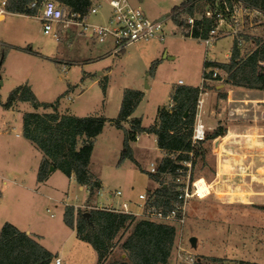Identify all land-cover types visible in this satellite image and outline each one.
Returning <instances> with one entry per match:
<instances>
[{
	"label": "rangeland",
	"instance_id": "rangeland-1",
	"mask_svg": "<svg viewBox=\"0 0 264 264\" xmlns=\"http://www.w3.org/2000/svg\"><path fill=\"white\" fill-rule=\"evenodd\" d=\"M138 2L149 15L166 18L168 31L175 28L176 24L168 16L170 10L181 3L180 0H142ZM196 6L200 9L203 5L197 3ZM102 8L107 16L108 5H103ZM39 16V9H34L29 14L8 13L0 21V53H4L2 73H0L1 80L4 82L1 85L2 96H5L7 88L10 90L28 82L38 91L41 98L53 99L62 92L60 90L65 88L68 80L80 81L81 68L85 62L83 59L89 56L88 50L83 48L78 40L80 38L70 39L73 42L68 45L67 33L66 30L64 31L69 28L68 31L73 32V28L77 26L71 25L63 28L59 25L56 40L51 34L42 33ZM96 16L91 15L88 21H97H93ZM183 16L185 15L182 14L179 18ZM236 16L238 27L244 31L242 32L244 39L239 46L241 56L244 57L255 47L252 39L245 38L246 36L251 37L246 33L253 31L264 36V21L256 14H242L241 11H237ZM251 24L255 29L248 31L247 28ZM79 36L89 39L87 34ZM232 43L231 36L217 39L208 51L207 58H212L218 63L227 62L229 56L226 58V55L230 53ZM16 46L22 49H15ZM163 47H166L168 52L166 58L160 57ZM9 48L15 50L9 51ZM23 48L31 49L34 53L25 51ZM125 50L129 57H126L124 62H117L109 75L111 100L113 96L116 98L122 88L136 84L135 80L139 77L142 86H149L146 99L139 108L145 113L147 123L153 122L154 104L167 103L170 89L178 85L179 78L195 84L199 83L202 77L203 44L192 38L181 37L178 33L168 35L163 42L141 41L128 46ZM149 53H153L154 57L146 65L143 57ZM158 57L163 60V65L156 69ZM72 60H75L74 63H69ZM217 71L216 77L207 82L211 84V92H214V95H220L221 91L230 87L226 79L227 73L221 69ZM91 82L92 80L88 78L80 86L83 93L79 96L77 103L81 106L85 102L95 103L98 95L100 97L102 95L100 86L91 84ZM216 84L222 85L219 90L217 89L218 91L214 88ZM246 93L249 98L259 96L257 89L249 88ZM217 104L218 101L214 96L209 101L204 114V121L207 125L214 127L213 132L218 131L224 134L230 128L228 122L253 124L252 121H255L250 114H245L242 118H225L224 124H217L215 113L209 111ZM39 113H44V111ZM208 131L206 130V135ZM111 138L112 146H115L117 142L121 145L120 131L113 133ZM142 140L148 147L145 150L136 149L135 158L139 163L129 159L125 162L123 159L121 163H118L119 159H113L112 146L107 151L105 145L98 144L92 170L102 185L100 188L93 187L90 192H87V199L84 200L85 192L78 190L77 184L71 181L66 193L55 192L56 202L54 199L46 200V198L40 202L37 201L35 215L30 207H34V202L27 196L23 198V191H20L17 193L19 204L16 215L20 218L31 217L33 224L42 230L45 243L54 251L58 250L60 243L65 241L69 233L62 228L61 225L64 222L58 214V209L62 204L68 206L66 203L83 201L78 207L72 205L79 212L94 208L101 209L99 206L106 208L107 203L115 199L114 193L117 189L121 190L123 195L127 193L137 195L147 189L149 165L154 162L159 166L161 159L158 161V157L161 156V151L155 145L152 136L143 137ZM202 146L204 150H199L194 143L193 147L197 153L193 152L192 156V177L198 179L195 187L199 196H194L187 201L186 222L180 231L177 229L175 231L167 264H182L180 253L181 255L186 253L194 255L200 261L199 264H207L214 260L223 264H264V150L252 148L240 142L235 150L229 152L224 150L221 154H217L212 149V140L206 138ZM2 152L3 146L0 145V154ZM102 156H104L103 161H101ZM53 170L56 169L53 167L50 172ZM160 176L159 182L171 183L169 173ZM55 177L57 186L66 188L67 178L61 172ZM86 190L89 191L87 188ZM46 208L49 210L46 211ZM50 213L54 215L51 216ZM134 217L136 219L129 222L126 230H120L111 239L110 247L100 264H109L121 259L127 260V252L121 247L122 242L131 232L137 219H143ZM64 226L67 228L65 224ZM191 237H195L194 243H191ZM93 251L91 246H87V250L82 249V246H75L70 248L67 257H61V252H59V257H57L61 258L58 264H95ZM57 257H53L50 264H57L55 262Z\"/></svg>",
	"mask_w": 264,
	"mask_h": 264
},
{
	"label": "trees",
	"instance_id": "trees-1",
	"mask_svg": "<svg viewBox=\"0 0 264 264\" xmlns=\"http://www.w3.org/2000/svg\"><path fill=\"white\" fill-rule=\"evenodd\" d=\"M33 0H7L6 9L10 13H32L35 8L28 4ZM41 2L42 0H37ZM68 11L82 16L87 13L90 0H55ZM217 0H182L170 10L174 24H182V11L191 13L194 2L213 4ZM228 3L241 2L243 5L264 12V0H226ZM255 47L246 56H241L236 39L230 49L229 60L225 63L205 60L203 69L216 67L227 73L230 85L251 89L264 90V37H249ZM15 49H22L15 47ZM23 50L34 53L31 49ZM208 76L205 70L202 77ZM206 82L199 86L178 85L172 95L171 108L161 107L158 110V122L149 127H142L140 120L135 118L130 122V128L123 127L143 97V92L137 89L124 88L118 114L113 119L102 116H76L60 114L57 110L58 100L40 102L30 87L19 85L8 93L2 104L8 108L16 101H28L34 108H51V112H25L22 115L23 135L31 140L42 152L37 180L43 181L50 174V167L60 170L66 176L74 175L79 185L85 186L90 192L97 187L98 179L89 170V161L96 136L102 132L106 121L122 129L123 151L118 163L128 158L134 161L130 141L136 135L146 132L155 136L156 144L164 152L157 173L149 176L159 183L153 193V202L167 209L172 205L175 195L172 183H161L162 173L172 174L179 161L191 160L193 165L194 149L191 141V131L194 123L196 101L201 91L208 88ZM105 89V85H102ZM189 128V129H187ZM220 135L218 131L207 134L206 139ZM80 141V143H78ZM199 150H204L203 140L195 142ZM191 153V154H190ZM176 155V156H175ZM175 156V158L173 157ZM1 196V191H0ZM88 212L85 216L84 213ZM134 216L109 209H90L79 212L72 205L65 206L63 222L76 233L78 239L89 243L97 254V264L106 255L111 239L120 231L126 230ZM175 227L170 224L147 219H137L131 232L123 240L121 247L127 252V260L121 259L109 264H167L175 237ZM52 253L41 245L27 232L18 229L10 222H4L0 228V264H49Z\"/></svg>",
	"mask_w": 264,
	"mask_h": 264
},
{
	"label": "crops",
	"instance_id": "crops-1",
	"mask_svg": "<svg viewBox=\"0 0 264 264\" xmlns=\"http://www.w3.org/2000/svg\"><path fill=\"white\" fill-rule=\"evenodd\" d=\"M130 1L132 3H136L140 5L138 1H142V0H130ZM103 5L107 6V3L103 1L102 7ZM102 7L97 11V13L94 14L95 16L98 14L93 19V21L95 20L97 21L91 23H98V24L107 23L108 14L107 16H105ZM68 29L69 28L64 29V31L66 30L67 33L66 40L68 45H71L75 38L77 39L80 38L78 40H80L83 48L85 50H88L89 56L83 59L85 62L83 63V66L81 68L82 74L80 77V81L72 82L68 80L65 88H62V90H60L62 92L57 94L53 99L41 98L39 96L38 91L28 82L20 84V85H24V84L28 85L32 90V92L36 95L38 101L51 103L54 102L55 100H58L57 110L60 114H72L76 116H102L107 119H113L118 114L122 100L123 89L124 88L137 89L143 92V97L136 106V108L134 109V111L128 117V120L122 122L123 127L126 129L130 128V122L135 118L140 120V125L142 127H149L150 125H154L158 122L159 108L161 107H166L168 109L171 108L172 105L171 95L175 87L178 85L170 89L169 99L167 103L154 104L153 114H152L153 122L152 123L148 122L149 123L148 124L146 122V118L144 117L145 113L140 111L139 108L146 99L147 89L149 88V86H145V87L142 86L141 85L142 82L139 79V77L135 80L136 84H132L128 87L122 88V90L117 93L116 98L115 96H113V100H111L112 91H111V84L109 83L110 72L113 70V67L116 65L117 62H124L126 57H129L128 52H126V50L124 49L120 54L115 55L111 52L112 49L111 39L108 38L103 42H98L96 39L88 35L87 37H89V39L88 38L84 39L79 36L82 34L84 35V33L80 31L79 26L73 28L72 30L73 32L68 31ZM12 50L15 49L9 48V51ZM153 55H154L153 53L144 55L143 59L146 65L147 63H149L150 59L154 57ZM229 55L230 53L226 55L227 56L226 58H228ZM207 56L208 53H205L204 50L203 63L207 59L213 61L212 58L209 59L207 58ZM160 57L161 58L168 57V52L166 47L162 48V53ZM3 58H4V53H0V73H2ZM73 61L75 60L69 61V63H74ZM162 61L163 60L158 57L156 69H158L159 66L163 65ZM1 77L2 76H0V92H1V85L4 84V82H2L1 80ZM88 78L92 80L91 84H98L100 86L102 95L101 97L100 95H98V99L96 100L95 103L88 104L87 102H85V104L81 106L77 103L79 96L83 93V91H81L82 89H80V86L81 84H83V81ZM201 84H202V77L200 78V82L195 84L187 82L185 79H183V85L199 86ZM102 85H105L104 90L102 89ZM207 85L209 87L205 88V93L202 94V98L204 101L202 120L203 123L205 124L206 130H209L208 134H212L214 127L209 126L207 125V123H205L204 114L206 112L207 109L206 107L209 101L214 96H216L218 104L215 108H212L209 111L215 113L216 116L215 120L217 124H224L225 118H235V117L242 118L243 115L245 114H250L255 120L254 122L252 121L253 124H246V122H244L243 124L228 122L227 124L230 127L229 130L225 131L224 134H220L215 138L211 139L213 151L215 150L214 152L217 154H221V152L224 150L229 152L232 151L233 149L235 150L237 144L240 142L252 148L256 147L257 149L264 150V90L257 89V91L259 92V96H253V98H249L246 93L248 92L249 88L230 85L228 89H226L225 91H221L222 94L214 95V92H211V84L207 83ZM220 86L222 85L216 84L214 85V88H216V90L217 89L219 90ZM8 89L9 88L6 89L7 92L5 93V96H2L0 93V145L3 146V152L0 154V191H1L0 228L4 222H10L13 225H15L18 229L27 232L29 235L34 237L41 245H43L52 253L50 262L53 259V257L58 256L59 252H61V257L63 256L67 257V253L70 250V248H74L75 246L76 247L82 246V249L87 250V246H91V245L85 241L78 239L73 229L69 228L64 223L67 226V228H69L67 229L64 226V224L61 223L62 228L64 230L69 231L67 237L68 240L66 238L65 241H63V243H60L59 249L54 251L52 248H50L48 244L45 243V238L42 230H39V227H36V225L33 224L31 217L20 218L18 217V215H16L17 212L16 209L18 210L17 205L19 204L18 202L19 197H17V193L20 191H23L22 194L23 198L27 196L31 199L32 202H34V207L32 206L30 207L32 213H34L35 215L37 213L36 212L37 201L40 202L44 198H46V200H52V199L55 200L54 197L55 192L66 193V191L69 190L71 181L77 184L78 190L85 192L84 200L88 198L87 196L88 191L86 190L85 186L79 185L75 181L73 174H71L68 177L58 169L51 171L50 174L46 177V179L38 182L37 172L43 154L31 140H29L23 135L22 115L23 113L30 111L51 112L52 109L51 108L42 109V107L34 108L28 101H16L13 102L12 105L9 106L8 108H4L2 104L6 101L10 90H12V89L10 90ZM224 93H226V95H224ZM119 131L122 134L121 145H119V142H117L115 146H112L111 135ZM148 136H152L155 145L157 146L155 136L152 133H146V132H142L138 134L137 139L129 142V145L132 149L134 162H138L137 159L135 158L136 149L145 150L148 147L146 144L143 143L142 140L143 137H148ZM123 137H124V133L122 129L115 127L109 121L105 122L102 132L98 134L94 140L93 149L89 161V170L95 178L98 179V176L93 172L92 164L94 161L98 144L101 143L105 145L107 151L112 146L113 149L111 148V151L114 154L113 159L118 160L121 152L123 151V146H122ZM216 139H218V143L217 146L215 147L214 141ZM159 150L161 151V156L158 157V161L164 155V152L161 149ZM101 159H102L101 161H103L104 156H102ZM125 161H128V158H125L124 162ZM60 172L68 180V182L66 183V188H61V186H57L56 184L57 181L55 179L56 178L55 175L59 174ZM148 178H149V183L147 185V189L145 191H141L140 193L151 194L153 193L154 189H156L157 186L159 185V183L155 181L153 178H151L149 175ZM101 185L102 182L99 181L98 179L97 187L100 188ZM138 194L132 195L127 193L124 195V197L129 198L132 201V206H133L137 202ZM120 200H121L120 198L115 197L114 200H110L108 203L117 204L120 202ZM56 201L57 200H55V202ZM82 202L66 203V204L73 205L74 207L75 206L78 207L81 205ZM64 206L65 205L62 204L60 206V209H58V214H60L62 221H63ZM99 208H102V206H99ZM47 210L49 209L46 208V211ZM50 215L53 216L54 214L50 213ZM93 252L96 259L95 264H97V254L95 250Z\"/></svg>",
	"mask_w": 264,
	"mask_h": 264
},
{
	"label": "built area",
	"instance_id": "built-area-1",
	"mask_svg": "<svg viewBox=\"0 0 264 264\" xmlns=\"http://www.w3.org/2000/svg\"><path fill=\"white\" fill-rule=\"evenodd\" d=\"M103 1L109 7L107 23L98 24L89 22V17L97 13L102 7ZM6 5L7 0H0V21L4 19L6 14L10 13L7 11ZM196 5L197 3L194 2L191 13L181 12L180 15H185L180 17L182 24L174 25L175 28L171 31L167 30L166 18L151 16L141 5L132 3L130 0H90L87 13L82 16L68 10L66 11L55 0H42L41 2L33 0L28 4V7L39 9L41 30L44 35L51 34L57 40L59 25L63 28L77 25L80 27L82 33L96 39L98 42H103L108 38L111 39V52L115 55L120 54L131 44L150 40L163 42L168 35L176 33L181 37L200 41L203 44L205 53H208L216 40L223 36H231L233 39H236L240 46L244 39L242 35L244 31L238 27L237 11H241L242 14H256L263 18L264 21V12L245 6L241 2L230 4L226 0H217L213 4H203L200 9ZM168 18L172 21L170 15ZM224 26H226V29L223 28ZM252 26L251 24L247 28L248 31L255 29ZM247 34L251 37H264L253 31ZM207 61L212 60L207 59ZM217 69L215 67L204 68L203 70H205L208 76L202 77V83H207L216 77L218 74ZM177 84L183 85V79H178ZM200 87L202 88V84ZM203 93H205V90L200 92L195 105L194 123L191 131L192 144L197 140H204L206 136V127L202 120ZM137 138L138 135H136ZM178 164L173 173L170 174L175 195L169 208L163 209V207L157 206L153 202V197L146 193H139L137 202L132 206V201L129 198H125L123 192L117 189L114 195L121 199L120 202L117 204L108 203L104 209L170 224L175 227V230L180 231L186 222L187 201L198 195L197 188L195 187L198 179H193L192 177V163L190 159L179 161ZM148 171L150 173H157L158 165L151 162ZM162 175H168V173H162ZM179 257L182 264H199L200 262L198 258L190 253L183 255L180 253ZM55 262L58 264L60 258L57 257ZM207 264L223 263L214 260Z\"/></svg>",
	"mask_w": 264,
	"mask_h": 264
},
{
	"label": "water",
	"instance_id": "water-1",
	"mask_svg": "<svg viewBox=\"0 0 264 264\" xmlns=\"http://www.w3.org/2000/svg\"><path fill=\"white\" fill-rule=\"evenodd\" d=\"M217 143H218V139H216V140L214 141V146H215V147L217 146ZM52 168H53V167H50L51 170H52ZM84 215L87 216V215H88V212H85ZM190 241H191V243H194V242H195V237H191Z\"/></svg>",
	"mask_w": 264,
	"mask_h": 264
}]
</instances>
